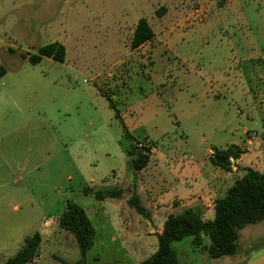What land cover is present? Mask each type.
Returning a JSON list of instances; mask_svg holds the SVG:
<instances>
[{"label":"rangeland","instance_id":"1","mask_svg":"<svg viewBox=\"0 0 264 264\" xmlns=\"http://www.w3.org/2000/svg\"><path fill=\"white\" fill-rule=\"evenodd\" d=\"M141 18L155 38L133 50ZM51 43L65 46V62L32 64ZM244 47L264 56V0H0V264L37 233L40 252L30 264L78 262L75 237L58 221L69 202L96 231L86 264H137L142 253L127 252L140 241L136 232L158 224L130 205L131 186L189 196L224 175L208 161L213 150L247 148L246 128L264 132L249 107L237 113L232 100L212 97L216 73L236 51L245 60ZM138 142L151 152L142 172L129 163ZM246 152L261 160L246 161L241 176L264 172L262 146ZM112 189L122 195H94ZM191 241L173 248L180 261L184 253L199 264ZM239 244L263 246L264 222L242 230Z\"/></svg>","mask_w":264,"mask_h":264},{"label":"trees","instance_id":"2","mask_svg":"<svg viewBox=\"0 0 264 264\" xmlns=\"http://www.w3.org/2000/svg\"><path fill=\"white\" fill-rule=\"evenodd\" d=\"M163 9L160 15L163 14ZM155 38V32L145 18H141L135 28L131 48L137 50ZM43 58L64 63L66 48L59 43H51L37 50L30 57V62L39 64ZM0 69V75L4 73ZM137 146L129 151L130 167L139 172L150 162V148L140 149ZM246 150L232 145L224 149H216L208 158L209 163L225 173H231L233 161L239 160ZM136 186H132V190ZM134 191V190H133ZM85 194H91L86 189ZM94 195L99 201L106 198H119L120 190H98ZM130 205L136 211L146 216V210L141 205L134 191ZM62 230L70 232L75 237L81 251V259L75 264H86V254L94 247L96 240L95 228L86 211L78 204L69 202L66 211L59 218ZM264 222V172L248 169L243 176L238 177L224 196L214 202V218L206 220L200 209L189 208L180 214H171L166 219L163 232L158 238V250L141 264H180L177 251L173 244L186 238H191V245L206 252L212 259L233 256L239 250L240 231L251 225ZM208 242V245H205ZM42 237L39 233L27 238L23 248L6 264H30L39 255Z\"/></svg>","mask_w":264,"mask_h":264},{"label":"crops","instance_id":"3","mask_svg":"<svg viewBox=\"0 0 264 264\" xmlns=\"http://www.w3.org/2000/svg\"><path fill=\"white\" fill-rule=\"evenodd\" d=\"M243 50L247 53L245 54V56H247L245 60L236 58V52H239L236 51L233 55L235 59L231 60V57H229V59L226 60L227 67L225 70L216 73L221 74L222 77H219V75L216 78L214 77V82L212 83H217L219 87L215 91L213 88L214 92L212 93V97L215 99L216 103H220L223 98L229 99V101L232 100V103H234L235 107L238 109L237 113H241V108L243 106L249 107L254 114L259 116L260 124H262L264 129V56L255 53L254 49L248 51L244 47ZM221 86H223V88ZM225 108L227 111V107ZM251 131L258 132L256 129H244L243 135L245 136V142L247 133ZM258 134L259 139L254 146H256V148L262 146V149H264V132L263 134L258 132ZM234 145L244 150L251 149L244 148L237 143ZM249 156L250 153L246 152L239 160L232 162L233 167L231 173L224 172V175H215L212 179L202 181L195 191L192 190L189 196H184L182 198L179 196L167 198V194L165 193H161L160 196H155L150 192L144 194L145 191L142 189H137V187L133 189L139 197L141 205L144 203L147 205L146 207L143 206L148 213V218H146L149 220L152 219L158 224V226H153L152 228L148 225L145 229L136 232L140 241L132 244V248L127 251L130 252L134 250L137 253H142V258L140 257L137 259L136 263L141 264L144 260L157 252L158 238L163 232L164 223L169 215L180 214L189 208H197L203 212L206 220L213 219L214 202L229 189L227 188V183L230 176L238 172L239 169L242 170L246 161H250V163L254 165H259L256 160H261L260 155L255 156V158L250 157L247 159ZM148 166L149 164L146 168L141 170V172L147 170ZM237 174L239 175H237L238 177H241L240 172ZM133 190L132 194H134ZM241 233L242 231H240V236ZM113 239L115 240L116 238L114 237ZM205 245H208V242H205ZM247 246L244 250L239 249L233 256H224L217 259L210 258L206 252L192 245L190 250L193 252V261H197L199 264H264V245L260 246V248H252L251 245H249V247ZM183 256L184 259L180 261V264H189V258H186L184 253Z\"/></svg>","mask_w":264,"mask_h":264},{"label":"built area","instance_id":"4","mask_svg":"<svg viewBox=\"0 0 264 264\" xmlns=\"http://www.w3.org/2000/svg\"><path fill=\"white\" fill-rule=\"evenodd\" d=\"M259 139V134L256 131H251L247 133L246 136V146L247 148L253 147ZM138 147L140 149L146 148L147 144L146 143H139Z\"/></svg>","mask_w":264,"mask_h":264}]
</instances>
